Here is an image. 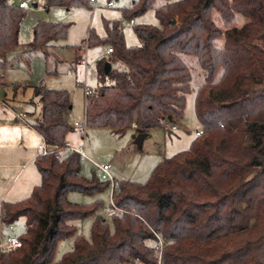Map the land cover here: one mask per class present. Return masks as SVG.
Returning a JSON list of instances; mask_svg holds the SVG:
<instances>
[{"label":"trees","instance_id":"1","mask_svg":"<svg viewBox=\"0 0 264 264\" xmlns=\"http://www.w3.org/2000/svg\"><path fill=\"white\" fill-rule=\"evenodd\" d=\"M43 1L46 10L93 9L90 0ZM151 9L160 27L135 28L138 47L126 45L120 21H105L104 38L90 30L87 46L113 53L96 61L98 85L86 97V127L123 133L135 125L139 134L181 120L192 81L186 54L203 71L194 107L205 133L159 162L146 183L119 182L112 201L126 213L113 214L110 223L99 213L103 200L69 199L71 192L95 197L110 189L95 170L91 178L83 174L78 153L61 162L38 157L41 184L29 199L2 205L3 224L24 218L25 232L17 250L0 252V264H156L154 232L165 243L164 264H264V0H133L121 11L131 21ZM214 14L226 25L245 22L223 32ZM25 18L18 4L0 0L1 76L14 51L29 59L41 49L47 57L67 37L68 24L37 22L24 44ZM116 62L125 70L107 73ZM34 96L42 110L32 127L42 141L64 145L74 132L66 120L69 92L41 81ZM88 217L94 221L86 239L71 222ZM72 237V250L56 261L59 242Z\"/></svg>","mask_w":264,"mask_h":264},{"label":"rangeland","instance_id":"2","mask_svg":"<svg viewBox=\"0 0 264 264\" xmlns=\"http://www.w3.org/2000/svg\"><path fill=\"white\" fill-rule=\"evenodd\" d=\"M130 1H113L114 7L109 8L106 0H99L96 6L92 4L93 10L91 11L86 8L67 10L64 7H52L46 10L43 8V0H29L30 7L25 10L26 18L22 23L20 42L26 44L32 41L33 27L37 22H62L68 24L69 28L66 39L60 41L61 46L55 50L59 61L52 56V53L50 54L51 51H49V57H45L43 50L37 49L27 59L28 55L16 50L8 57L3 74L5 85H3L4 81L0 80V238L3 231L6 236H20L25 232L24 218L13 223L15 228L13 232L2 230L6 226L2 221L1 205L29 199L34 189L41 183L36 164L28 162L31 156L41 155L38 146L42 142L39 134L28 125L36 122L42 108L41 100L33 95L32 86H37L42 81L47 89L67 90L72 102V110L67 118L68 123L71 126L75 122L85 125V86L92 89L97 87L95 63L107 49L100 46L89 48L87 46L89 31L93 30L97 36L104 38L106 36L105 21H120L121 23L125 21L121 9L127 7ZM10 2L19 4L22 0H10ZM213 19L223 32L233 27L240 28L245 22L244 18H239L226 25L217 14H214ZM134 21L135 27L121 25L128 47L141 45L135 28L145 25L160 27V21L154 9L134 18ZM223 43L222 37L216 44L221 46ZM80 47L86 51L85 62L76 64V52ZM182 57L188 65L190 63L192 81L191 91L186 96L184 116L173 123L178 127V131L172 132L168 127L152 129L139 149L134 143V136L138 134L133 131L134 128L123 133H116L108 128L76 130V133L69 136L68 140L74 147L84 149L88 157L82 161L85 174H89L92 167H95L93 163H109L112 166L110 173L117 183L126 181L143 184L149 180L159 162L189 149L196 138V131L202 129L196 118L194 104L197 89L204 82V78L202 69L196 63V57L186 54ZM86 63L89 64L88 68L85 66ZM116 66L120 70H125L122 64ZM55 71L57 74L53 73ZM0 78L2 79L1 75ZM22 84L27 86L17 91V86ZM13 109H19L17 111L19 117L25 113L26 120L19 118L17 120ZM91 176L86 177L91 178ZM69 199L76 203L103 200L105 206L99 213L109 223L111 222L110 189L95 197L80 192H71ZM129 214L137 216L132 212ZM93 221L94 217H88L71 223L77 228V235L89 239ZM73 245V237L60 241L55 256L56 261L71 251Z\"/></svg>","mask_w":264,"mask_h":264},{"label":"built area","instance_id":"3","mask_svg":"<svg viewBox=\"0 0 264 264\" xmlns=\"http://www.w3.org/2000/svg\"><path fill=\"white\" fill-rule=\"evenodd\" d=\"M98 1L99 0H90L91 4H93L94 6H96L98 4ZM113 5H114L113 2L107 3L108 7H113ZM18 6L23 10L28 9L30 7L29 6V0H22V2H20L18 4ZM121 25L125 26V27H133L135 25V22H134V20H131V21L125 20L121 23ZM112 53H113L112 48H107L104 56L109 57ZM85 66L88 68L89 64L86 63ZM92 93H93V89H91L88 86H85L86 97L91 95ZM74 128L85 130L86 124L82 125V124L76 123V124H74ZM133 128L135 129L136 126L133 125ZM168 128L172 132L178 131V127L176 125H169ZM204 133H205V131L203 129H200V130L196 131V136H201ZM39 150L41 152L40 156L53 155L60 162L64 161L72 153H78L80 155L81 159L88 158L83 148H75L68 142H66L64 145H51V144L47 143L46 141H42L41 144L39 145ZM93 164L95 166L94 170L96 171L98 177L102 181H106V182L110 183L111 209L109 211V214H111V215L117 214L118 216H122L123 214L126 213V211L115 207L113 204V201H112L113 195H114L115 191L117 190L119 183H117L115 181L114 177L110 173L111 167H112L111 164H109V163H104V164L93 163ZM137 217L142 219L139 215H137ZM6 229L12 231L13 225L6 226ZM154 236H155L154 250H155L156 264H164V262H163V253H164V249H165L164 240L160 236V234H158L156 232H154ZM20 245H21V242H20L18 236L9 235L6 238H4V240H2L0 242V252L11 253V252L17 250L20 247Z\"/></svg>","mask_w":264,"mask_h":264},{"label":"crops","instance_id":"4","mask_svg":"<svg viewBox=\"0 0 264 264\" xmlns=\"http://www.w3.org/2000/svg\"><path fill=\"white\" fill-rule=\"evenodd\" d=\"M132 2H133V0H131L130 1V4L128 5V6H130L131 4H132ZM108 3V2H107ZM114 4V3H113ZM113 7H114V5H113ZM113 7H109V8H113ZM51 9V8H50ZM65 9H67V10H71L72 8H65ZM93 10V9H92ZM91 10V11H92ZM135 22V21H134ZM136 24V23H135ZM90 32V31H89ZM89 35V34H88ZM61 46V44H59V42L58 43H56L55 45H53L52 47H50V49H49V51H51L50 52V54L52 53V56L54 57V58H56L57 59V61H59V58H58V55L55 53V50H56V48H58V47H60ZM90 48V47H89ZM105 48V47H104ZM79 50H78V52H76V57H75V62H76V64H82L83 62H85V60H84V56H85V54H86V51L82 48V47H80V48H78ZM48 51V52H49ZM49 55V54H48ZM47 55V57H49ZM104 56V55H103ZM96 64V63H95ZM118 64H120V63H110L109 65H110V69H112V68H114L115 69V66L116 65H118ZM117 67V66H116ZM119 67H117L116 69H118ZM53 73H55V74H57V72L55 71V72H53ZM97 77V76H96ZM1 81H4V75H2V79H1ZM1 85V84H0ZM3 85H5V81H4V83H3ZM25 86H27L26 84H22V85H18L17 86V91H18V89L19 88H25ZM33 87V95H34V87L35 86H32ZM91 88V87H90ZM92 89V88H91ZM55 90H60V89H55ZM63 90V89H62ZM36 99H38V100H40V97H35ZM34 99V98H33ZM6 100H8V99H6ZM70 101H71V98H70ZM7 105L8 106H10L8 103H7ZM19 110V109H18ZM18 110H16V109H13V111L16 113V119L18 120V118L19 119H21V120H26V114L25 113H23L22 111V113H23V115H22V117H19L18 116V113H17V111ZM41 110H42V108H41ZM72 110V102H71V108H70V110H69V112ZM69 112L67 113V116H66V120H67V118H68V114H69ZM40 116H41V111H40V114H39V118H40ZM36 116H34V118H35ZM37 119H38V117H37ZM76 123H78V122H75L74 124H76ZM28 124V123H27ZM74 124H73V126H74ZM78 124H80V123H78ZM29 125V127L31 128V129H33L37 134H39L33 127H32V125L29 123L28 124ZM18 127V126H17ZM86 129H87V127H86ZM76 130H82V129H78V128H74V132H72V133H70L68 136H67V139H66V142H68V143H70L73 147H74V145L68 140V137L69 136H71L72 134H74V133H76ZM131 130H133V129H131ZM133 131H135V130H133ZM148 134V133H147ZM39 136H40V134H39ZM148 137V136H147ZM40 138H41V141H42V137L40 136ZM145 141V140H144ZM144 141H143V143H144ZM143 145V144H142ZM39 147V146H38ZM75 148H79V147H75ZM39 149V148H38ZM38 157H40V156H38ZM38 157H36V155H34V156H31L29 159H28V162H31V163H35V160L38 158ZM85 159H88V158H84V159H82V161L83 160H85ZM111 169H112V167H111ZM92 171H94V168L92 167V169L90 170V173L89 174H85L84 173V168H83V170H82V172H83V174L85 175V176H87V175H91V172ZM40 174V173H39ZM40 178H41V175H40ZM41 184V183H40ZM35 188V187H34ZM35 190V189H34ZM3 205V204H2ZM2 205H1V216H2V214H3V212H2ZM110 206H111V201H110ZM22 219V218H21ZM2 230H5V231H8L9 233L10 232H13L14 230H15V228L13 227V230L12 231H10V230H7L6 229V227L3 229L2 228ZM7 236H9V235H7ZM6 235H4V231L1 233V238H0V242L2 241V240H4V238H6L7 237ZM17 236V235H16Z\"/></svg>","mask_w":264,"mask_h":264},{"label":"water","instance_id":"5","mask_svg":"<svg viewBox=\"0 0 264 264\" xmlns=\"http://www.w3.org/2000/svg\"><path fill=\"white\" fill-rule=\"evenodd\" d=\"M37 7V5H34ZM110 71V65H107L106 67V72L108 73ZM148 134L147 133H139L134 136V143L138 146L140 149L142 147L143 141L147 138Z\"/></svg>","mask_w":264,"mask_h":264}]
</instances>
